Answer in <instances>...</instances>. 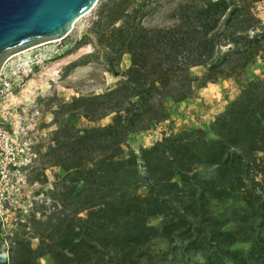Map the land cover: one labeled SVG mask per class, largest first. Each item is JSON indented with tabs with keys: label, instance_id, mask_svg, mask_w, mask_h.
<instances>
[{
	"label": "rangeland",
	"instance_id": "obj_1",
	"mask_svg": "<svg viewBox=\"0 0 264 264\" xmlns=\"http://www.w3.org/2000/svg\"><path fill=\"white\" fill-rule=\"evenodd\" d=\"M207 1L98 0L67 36L7 62L12 100L40 112L44 149L27 171L28 210L1 228L7 264H264V83L248 89L264 79V0H226L218 21L201 22L203 41L216 44L214 79L195 65L190 90L183 70L158 93L148 75L154 62L195 57L186 34L164 32L192 28L183 16ZM133 56L145 66L141 78L130 71ZM183 89L184 98L169 95ZM157 101L163 113L146 110ZM216 132L228 142L224 156L208 153ZM154 146L159 153L148 154ZM166 149V158H204L178 172L161 160ZM156 180L153 198H128L148 197Z\"/></svg>",
	"mask_w": 264,
	"mask_h": 264
},
{
	"label": "trees",
	"instance_id": "obj_2",
	"mask_svg": "<svg viewBox=\"0 0 264 264\" xmlns=\"http://www.w3.org/2000/svg\"><path fill=\"white\" fill-rule=\"evenodd\" d=\"M228 4L226 2V0H219V1H207L204 2L200 5H193L191 9L188 10V12L186 13L185 16H183V18H186L190 21L195 20V22L197 24H195L192 28L190 29H183L184 24H178L173 28H169L168 30H165V34H174V33H184L186 34V40L184 41V44L187 46V49L189 52L196 54L195 57L193 58H189V59H184V60H179V59H171L168 66H164V63H153L152 67L154 69V72H150L148 75H151L152 73L155 74L157 76V79L154 82V87L155 90L160 93L162 92V88L163 86H165L164 84L168 81H178V77L182 74L181 72L183 70L186 71L187 75V79L189 81V90L190 88H192V83L194 81V77L191 75L190 73V67L195 66V65H205L206 67L208 66V70L209 72L206 74V78L209 80L214 79L215 78V73L214 72V68L216 67L217 63H212V61L210 59H212V51L214 50V47L216 46L215 42L213 40H205L203 41L202 38V30L200 29V27H205L202 25V21L205 22H209L210 20H215L218 21L219 17L218 15L220 13H223L226 8H227ZM200 22V23H199ZM146 31V30H145ZM148 33V32H147ZM159 33V32H156ZM147 35V34H146ZM204 49V50H203ZM130 71L134 72V75H138L140 78L142 76H144V74L142 73L143 71H145V66L143 64H141V62L139 63L137 61V59L133 56V64H132V68L130 69ZM209 76V77H208ZM157 82L159 84H157ZM264 83V79H259L256 80L254 82L250 83V86L248 87V89L253 88L255 85H261ZM144 83L140 82L139 83V88H141L142 90H144L143 87ZM189 93V91H186L185 89H183L180 93H170L169 95L172 97H179V98H184L187 96V94ZM151 94V93H148ZM152 94H156V93H152ZM138 96L140 98L145 99L146 96L138 94ZM157 97V96H156ZM244 99V98H242ZM241 99L233 102V104L229 107V109L222 113L219 117L218 120L216 121L214 128H219L222 126L223 123H228V119L231 117V115L233 114V112L235 111V109H237V107H239V105L241 104ZM144 105V104H142ZM149 108H147L146 110H152L155 112H164V103L162 101H157L154 102L153 104H149L148 106ZM110 128H114L115 126H109ZM217 133V132H216ZM217 135L219 136L218 139L213 140V148H211L210 152H208L209 154H212V156H224V152L226 147L228 146V142L227 140L223 137V134L221 135V133H217ZM188 144H184L182 145L187 151L192 150V146H187ZM164 147V146H163ZM183 148V150L178 151V153L180 152H187L185 151ZM159 148L158 146H154L151 149H149L147 152L148 154H151L152 152L154 153H159ZM168 151V149L164 150L163 153L160 152V158L161 160L165 161V163H167V165H170V162H177L178 163V172H181L184 167L183 164H186V161L188 159H192L195 158L198 162H201L203 160V155H200V153H195V155L193 157L190 156H181V157H177L176 154L177 151H175V153L171 156H169V158H166V156H164V153ZM170 152V151H169ZM208 154V155H209ZM234 155H237V152L233 153ZM241 154V152H240ZM207 156V155H206ZM238 157H242V156H238ZM221 160V159H220ZM230 159H228L227 161H229ZM221 162V161H219ZM216 162V163H219ZM221 165V163H219ZM166 165H161L160 166V172L166 171ZM147 171L150 177V174L153 172V170L151 169V165L149 164L147 166ZM136 172V170H135ZM138 172V171H137ZM174 174V173H173ZM173 175H171L170 177L172 178ZM151 179V178H150ZM160 182L164 181L163 179H158ZM182 180L184 182H186L185 179V175H182ZM157 180L155 181L154 185H151L152 187L150 188V190L148 191V197H142L143 195L137 194V195H133L131 194L130 197H128L129 199H143V198H148L151 199L153 198V187L155 186ZM171 184H177L178 183H171ZM139 189V188H138ZM155 201H157V198L154 196ZM0 242H1V226H0ZM193 242H199L200 244L203 243V241L200 238H195L193 240ZM1 251V249H0ZM0 264H7L6 260L2 257L1 252H0Z\"/></svg>",
	"mask_w": 264,
	"mask_h": 264
},
{
	"label": "built area",
	"instance_id": "obj_3",
	"mask_svg": "<svg viewBox=\"0 0 264 264\" xmlns=\"http://www.w3.org/2000/svg\"><path fill=\"white\" fill-rule=\"evenodd\" d=\"M13 72L7 63L0 74V226L7 229L28 210L30 194L27 171L42 157L35 130L39 110L28 114L18 109L12 98ZM21 78L17 80L20 85ZM11 98H8L10 97ZM11 101H8L10 100Z\"/></svg>",
	"mask_w": 264,
	"mask_h": 264
},
{
	"label": "water",
	"instance_id": "obj_4",
	"mask_svg": "<svg viewBox=\"0 0 264 264\" xmlns=\"http://www.w3.org/2000/svg\"><path fill=\"white\" fill-rule=\"evenodd\" d=\"M98 0H0V74L7 59L64 38Z\"/></svg>",
	"mask_w": 264,
	"mask_h": 264
},
{
	"label": "bare ground",
	"instance_id": "obj_5",
	"mask_svg": "<svg viewBox=\"0 0 264 264\" xmlns=\"http://www.w3.org/2000/svg\"><path fill=\"white\" fill-rule=\"evenodd\" d=\"M85 14H87V13H85ZM85 14H83V15H81V16H84ZM80 29H81L82 31H86V30H87V27H86L85 24H81V25H80ZM57 40H58V39H54V40L49 41V42H54V41H57ZM46 43H48V42H46ZM42 44H45V43H42ZM42 44H40V45H42ZM38 46H39V45H38ZM35 47H37V46H34V47H31V48L24 49V50H22V51H20V52H18V53H16V54L10 56V57L7 59L6 63H7L9 60H11V58H13L15 55H19V54H22V53H26V52H28L29 50H31V49H33V48H35ZM6 63H5V65H6ZM5 65H4V66H5Z\"/></svg>",
	"mask_w": 264,
	"mask_h": 264
}]
</instances>
